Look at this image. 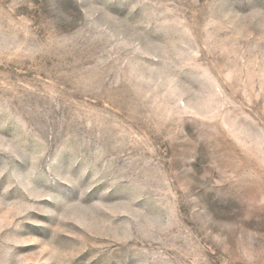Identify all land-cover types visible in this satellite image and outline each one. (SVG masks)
I'll return each mask as SVG.
<instances>
[{
  "label": "rangeland",
  "instance_id": "obj_1",
  "mask_svg": "<svg viewBox=\"0 0 264 264\" xmlns=\"http://www.w3.org/2000/svg\"><path fill=\"white\" fill-rule=\"evenodd\" d=\"M0 264H264V0H0Z\"/></svg>",
  "mask_w": 264,
  "mask_h": 264
}]
</instances>
